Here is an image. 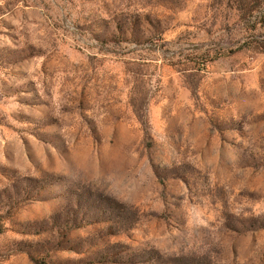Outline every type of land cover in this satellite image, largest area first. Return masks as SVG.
<instances>
[{
	"label": "rangeland",
	"instance_id": "obj_1",
	"mask_svg": "<svg viewBox=\"0 0 264 264\" xmlns=\"http://www.w3.org/2000/svg\"><path fill=\"white\" fill-rule=\"evenodd\" d=\"M237 6L0 0V264H264V52L239 49L264 11Z\"/></svg>",
	"mask_w": 264,
	"mask_h": 264
},
{
	"label": "trees",
	"instance_id": "obj_2",
	"mask_svg": "<svg viewBox=\"0 0 264 264\" xmlns=\"http://www.w3.org/2000/svg\"><path fill=\"white\" fill-rule=\"evenodd\" d=\"M238 4L237 9L240 13L241 18L247 19V24L253 23L251 29L255 28L254 24L257 23L256 13L259 11H264V0H235ZM250 28V27H249ZM253 35H250V38ZM244 48L258 50L264 52V43H256L250 41L247 45H241L240 50Z\"/></svg>",
	"mask_w": 264,
	"mask_h": 264
}]
</instances>
